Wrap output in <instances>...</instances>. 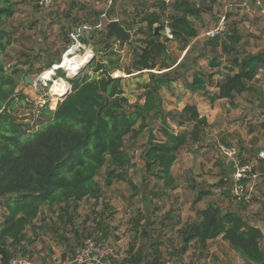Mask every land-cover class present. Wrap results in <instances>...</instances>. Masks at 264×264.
<instances>
[{
    "label": "trees",
    "instance_id": "1",
    "mask_svg": "<svg viewBox=\"0 0 264 264\" xmlns=\"http://www.w3.org/2000/svg\"><path fill=\"white\" fill-rule=\"evenodd\" d=\"M115 2L111 12L106 13L108 20H112L114 15ZM210 10L207 0H142L136 3L132 17L119 22L134 36L143 37L137 39L139 46H133V41L121 44L130 45L134 54L131 67L125 69L126 74L146 72L151 75V82L146 85L143 95L144 102L130 105L123 97L122 78L112 77L114 72L121 71L114 61L109 65L98 61L88 64L87 69L99 74L96 78L77 76L69 79L63 70H59L57 77L72 86L71 93L55 110L46 105L42 117L36 121L38 130L32 132L29 125L16 122L12 110L18 98H23V95L17 97L19 80L22 77L26 79L34 68L27 71L19 65L7 68L8 52L15 41V32L9 29L8 24L18 9L14 0H0V264H11L19 254L25 256L23 243L27 238L26 231L35 227L45 209L57 215V220L65 226L64 230L72 226L70 231L83 237L84 232L80 235L74 225V214L69 213L75 212L83 200L100 197L101 188L96 177L104 168L107 169L106 187H111L116 180H126L131 166V158L125 151L127 140L139 138L150 127L153 118L162 120L164 140L157 141L150 132L148 147L143 154L146 171L149 177L163 182L165 189L177 188L171 186L175 181L172 175L174 165L183 150L202 141L210 125L197 106L191 104L171 115L174 125L181 129L173 131L166 118L161 116L158 94L178 80L171 72L177 73L184 66L171 58L168 44H179L180 50L187 51L188 55L200 37L195 22ZM103 14H98L97 21L88 25L97 26ZM138 25L140 28L136 29ZM229 28V31L208 37L205 41V46L213 52L212 56L208 55L211 58L209 68L213 72L196 67L197 60L194 61L195 68L190 69V90L201 93L212 106L219 100L234 104L238 96L262 83L255 77L258 70L264 68V51L247 53L242 49L243 37L237 24L232 23ZM167 30L171 37L167 36ZM89 34L90 37L84 35L80 41L94 47L96 56L115 54L112 45L115 36L107 29H94ZM100 37L105 40L98 39ZM67 43L68 47L73 45L70 38ZM104 43L102 48L98 47ZM200 56L206 57L207 54ZM223 56L229 57L227 65H223ZM61 63L59 56L37 72L51 70ZM156 70L163 73L156 75L153 73ZM216 75L220 76L219 81L215 80ZM212 88L215 93H212ZM261 129L264 132V123ZM241 161L251 162L252 159L244 155ZM256 164L264 173V161L257 159ZM190 188L193 189L192 186ZM209 195V192L201 191L195 204ZM169 215L170 212L167 213ZM176 225H179L176 233L181 245L177 250L173 245L172 248L177 261L182 262L183 255L190 250H200L206 259L211 243L221 238L233 250L240 252L246 261L264 263L262 231L249 225L236 211H224L219 205L211 204L196 211L195 219L183 225L177 222ZM203 259L198 258L199 261ZM125 262L140 264L141 256L126 258Z\"/></svg>",
    "mask_w": 264,
    "mask_h": 264
},
{
    "label": "rangeland",
    "instance_id": "2",
    "mask_svg": "<svg viewBox=\"0 0 264 264\" xmlns=\"http://www.w3.org/2000/svg\"><path fill=\"white\" fill-rule=\"evenodd\" d=\"M14 1L17 3L18 13L9 20L8 24L9 29L15 32V41L8 52L7 68L15 65H19L24 71L34 68L32 73L25 75L30 80L29 83L26 82L25 77L19 80L17 97L23 95V98H18L12 110L17 123L29 125L32 132L38 130L36 121L42 117L44 107L48 105L49 109L55 110L63 99V95L59 99L53 95V83L60 81L62 85L72 90V86L65 79L57 77V71L53 68L51 70L54 74L47 80L43 79V74L51 70L37 72L38 69H44L50 60L59 56L63 61L70 51L80 55L90 51V64L98 61L109 65L110 61H114L121 67V71L114 72L112 77L122 78L123 97L130 105L144 102L143 95L146 85L151 82V75L146 72L126 74L125 69L131 67L134 57L130 45H122V41L114 38L112 45L115 54L107 57L104 54L96 56L91 45L82 43L81 46L77 43L70 47L67 45V39H71L70 34L80 25L94 24L98 19L97 15L105 11L109 14L114 0H56L55 4L47 9L37 8V0ZM115 1L112 20L106 19L102 31H106L110 21L131 18L135 4L142 0ZM244 1L207 0L211 10L205 13L199 22H195L200 37L197 39V45L188 55L187 51L180 50L179 44H168L171 58L184 66L177 73L171 72V75L178 80L158 94L161 116L166 118L167 125L173 131L178 132L181 129L174 125L171 115L182 111L184 106L192 104L197 106L200 114L208 119L210 125L202 141L183 150L174 165L172 175L175 181L171 186L175 185L177 188L165 189L163 182H157L149 177L146 171L143 154L148 147L150 132L155 135L157 141L164 140L161 132L163 122L159 118H153L150 120V127L139 138L127 140L125 151L131 158V166L125 176L126 180H116L111 187H106L107 169L104 168L96 177V182L101 188L100 197L83 200L78 204L75 212L72 210L69 213L74 214V224L76 223L84 232L83 237L81 236L82 246L86 239L91 237L99 244L114 249L115 256L108 264H125L126 258L129 260L138 255L141 256L140 264H245L239 252L233 250L221 238L211 243L206 259H203L200 250H190L183 255L182 262L177 261L176 252L173 253L174 248L177 250L181 245L176 233L177 227L173 228L177 220L166 219L171 218V215L167 216L170 212L173 213L172 216L181 219L179 223L184 224L182 217L185 222L193 220L196 211L211 204L219 205L224 211H236L246 220L249 219V215H254L257 209L260 208L262 211L264 209V177L256 183L250 204L246 201H238L231 193L233 163L224 159L219 152L221 144L236 146L242 153L241 156L250 157L255 162L258 152L264 150V132L261 129L264 123L262 120L264 80L254 85L252 91L238 96L234 104L219 100L212 106L209 99L201 93H193L189 88L192 80L190 69L195 68L194 61L197 60L196 67L209 73L213 72L209 68L211 59L209 56H212L213 52L211 48L205 46V41L208 37H212L211 32L218 27L223 18H225L226 31L230 30L232 23L237 24L243 37L244 51L250 54L264 51V0L262 7L254 6L253 1L249 0V9L243 7ZM137 28L139 29L140 26L138 25ZM90 32H87L85 37H90ZM129 33L130 41H133L132 45H141L136 42L143 37ZM102 40L104 41L105 38ZM104 45L105 43L98 47L102 48ZM203 53L207 56H200ZM228 60L229 57L223 56V65H227ZM87 66L81 68L77 76L98 77L99 74L87 69ZM60 70L65 72L67 78H74L64 69ZM216 71L218 70H214ZM153 73L159 75L163 72L156 70ZM215 80L219 81L220 76L216 75ZM215 92L216 90L212 88V93ZM201 191L209 192L210 195L195 204ZM251 205L254 208H250ZM44 211L47 218L42 221L40 217L38 221L43 223L44 228H49L54 224L52 218L57 220V217L47 209ZM159 221L164 222V225L167 223L166 229H162L163 226L159 227L161 223ZM54 225L59 226V238L67 236L58 220ZM67 229L70 231L72 226H68ZM74 256L59 264H71ZM199 257L203 260L199 261Z\"/></svg>",
    "mask_w": 264,
    "mask_h": 264
},
{
    "label": "built area",
    "instance_id": "3",
    "mask_svg": "<svg viewBox=\"0 0 264 264\" xmlns=\"http://www.w3.org/2000/svg\"><path fill=\"white\" fill-rule=\"evenodd\" d=\"M255 6H261V0H252ZM56 0H37V5L39 8H50L55 4ZM111 2V1H110ZM250 2L246 0L243 3V7L249 9ZM107 16L104 13L101 16L100 22L97 26L93 27L91 25H83L76 28L71 34V39L73 45L77 43L78 46H81L80 38L94 29L101 30L106 22ZM226 23L225 18L222 19L218 27L211 32V36H215L218 33L225 32ZM167 36H170V31H166ZM68 55V54H67ZM56 65L53 66L54 71ZM264 76V68H260L256 75V80H262ZM264 120V115L262 116ZM219 152L222 157L229 162L233 163L234 174L232 178V195L238 201H249L252 194L255 192V186L261 176H264V173L258 170L256 162L247 161L243 163L241 161V152L236 146H229L221 144L219 145ZM257 158L264 161V150H260L257 154ZM115 251L111 247L103 246L102 244L97 243L94 239H87L81 248V250L73 258L71 264H108L110 258L114 257ZM11 264H35L32 260L24 257L15 258Z\"/></svg>",
    "mask_w": 264,
    "mask_h": 264
},
{
    "label": "crops",
    "instance_id": "4",
    "mask_svg": "<svg viewBox=\"0 0 264 264\" xmlns=\"http://www.w3.org/2000/svg\"><path fill=\"white\" fill-rule=\"evenodd\" d=\"M110 4H111V2H110ZM254 6H255V4H254ZM256 7H258V6H256ZM259 7H262V0H261V6H259ZM104 13L106 14V13H108V11H105ZM254 54H256V53H254ZM263 80H264V76H263V79L261 81H263ZM257 159L258 158L256 157V159L254 161L256 162ZM261 177H264V176H261ZM250 200L247 201L248 204L251 203ZM245 208H248V207L245 206ZM250 208H254V207L251 205ZM45 212L46 211H44L43 215L41 216L42 221H44L45 218H47L45 216ZM172 215H173V213H171V220L173 218V219L177 220V222L181 221V219H179L175 216H172ZM56 217H57V215H56ZM52 219L54 221V224H56L57 220L55 218H52ZM167 220H170V217ZM161 221H159V222H161ZM182 221L185 223V220L183 219V217H182ZM247 222L249 225L256 227V228H259L264 235V209L262 211L259 208L255 211L254 215H252V214L249 215V219H247ZM176 223L174 225V228L179 226V225H176ZM54 224L50 225L49 228H44V225L41 221H36L35 227L33 229H31V228L27 229V231H26L27 238L23 243V254L25 255L24 258L29 257L28 259L32 260L35 264H59L61 262L67 261L68 259H70V257L72 258V256L76 255L81 250L82 244H81V237L80 236L78 237L76 235V233L69 231L67 229L68 226L66 227V230H64L65 226L63 224L62 230L66 233L67 236L63 237V238L60 236L61 238H59V234H58L59 226L58 225L55 226ZM166 224L167 223H165V225H164V222H161L159 224V227L163 226L162 229H166V227H167ZM74 225L77 227L79 234L81 235L82 231H81L80 227L77 226L76 223ZM180 225H183V224L180 223ZM69 234L72 235V237ZM261 249L264 252V239L261 243ZM239 254L242 257V259L244 260L245 264H254V263H250V262L246 261L240 252H239ZM114 256H115V254H114ZM18 257H22V255L19 254ZM108 263H109V261H108ZM262 264H264V263H262Z\"/></svg>",
    "mask_w": 264,
    "mask_h": 264
},
{
    "label": "bare ground",
    "instance_id": "5",
    "mask_svg": "<svg viewBox=\"0 0 264 264\" xmlns=\"http://www.w3.org/2000/svg\"><path fill=\"white\" fill-rule=\"evenodd\" d=\"M90 51L87 52V54H75L74 51H70L67 56L62 61V65H56V69H64L67 71L71 76L77 73L79 69L83 67V65L86 64L87 61H89L90 58ZM71 55V56H70ZM72 57V58H70ZM91 59V58H90ZM54 74V71H49L43 74V79L47 80L50 79V77ZM69 87L66 85H62L60 81H55L52 86V93L55 97L58 99L61 98L60 96L63 95V98L68 93ZM53 96V97H54Z\"/></svg>",
    "mask_w": 264,
    "mask_h": 264
},
{
    "label": "water",
    "instance_id": "6",
    "mask_svg": "<svg viewBox=\"0 0 264 264\" xmlns=\"http://www.w3.org/2000/svg\"><path fill=\"white\" fill-rule=\"evenodd\" d=\"M107 30L109 31V33L113 36H115V38L119 41L122 42H129L130 38H131V34L126 31V29L120 24V22L118 20H114V21H110L107 24ZM156 34H159V28L156 29ZM91 61H87L86 64L83 66H87L88 64H90ZM62 65V64H61ZM82 67V68H83ZM60 70V69H59ZM80 70V69H79ZM79 70L77 71L76 74H74L73 76H77L79 74ZM26 82L29 83L30 80L28 79V77H26ZM71 93L70 88L68 93L65 95V97L63 99H61L62 101H64L66 99V97Z\"/></svg>",
    "mask_w": 264,
    "mask_h": 264
}]
</instances>
